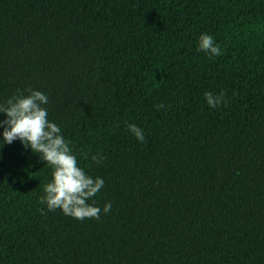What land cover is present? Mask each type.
Returning a JSON list of instances; mask_svg holds the SVG:
<instances>
[{
  "label": "trees",
  "instance_id": "1",
  "mask_svg": "<svg viewBox=\"0 0 264 264\" xmlns=\"http://www.w3.org/2000/svg\"><path fill=\"white\" fill-rule=\"evenodd\" d=\"M29 85L112 208L46 210L48 165L5 144L0 264H264V0H0V100Z\"/></svg>",
  "mask_w": 264,
  "mask_h": 264
},
{
  "label": "clouds",
  "instance_id": "2",
  "mask_svg": "<svg viewBox=\"0 0 264 264\" xmlns=\"http://www.w3.org/2000/svg\"><path fill=\"white\" fill-rule=\"evenodd\" d=\"M197 51L211 58L223 53L215 36L206 31L198 35ZM203 96L209 108H218L228 102L223 89L219 92L205 90ZM49 104V94L30 85L17 88L7 99L0 100V149L19 140L25 149L37 155V162L43 161L48 165L50 172L38 198L46 210L59 209L64 215L78 220L99 219L102 211L108 213L112 208L111 201H105L101 209L93 199L104 187L105 180L102 176L92 175L81 165V153L74 149L73 141L64 134L62 123L50 119ZM156 107L164 105L161 103ZM126 128L138 142L145 141L143 127L135 122H126ZM103 159L102 153L91 155V161L96 164Z\"/></svg>",
  "mask_w": 264,
  "mask_h": 264
}]
</instances>
